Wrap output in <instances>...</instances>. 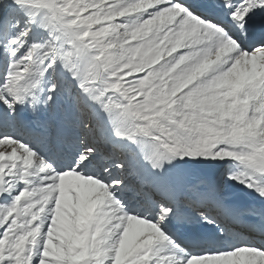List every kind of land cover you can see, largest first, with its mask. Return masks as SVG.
Segmentation results:
<instances>
[{
	"label": "snow or ice",
	"instance_id": "1",
	"mask_svg": "<svg viewBox=\"0 0 264 264\" xmlns=\"http://www.w3.org/2000/svg\"><path fill=\"white\" fill-rule=\"evenodd\" d=\"M0 264H264V0H0Z\"/></svg>",
	"mask_w": 264,
	"mask_h": 264
},
{
	"label": "bare ground",
	"instance_id": "2",
	"mask_svg": "<svg viewBox=\"0 0 264 264\" xmlns=\"http://www.w3.org/2000/svg\"><path fill=\"white\" fill-rule=\"evenodd\" d=\"M240 194L245 199H250L251 198V194H247V190L244 193L240 192ZM237 231L243 232L245 235L248 234L243 228H240V227L237 228Z\"/></svg>",
	"mask_w": 264,
	"mask_h": 264
},
{
	"label": "rangeland",
	"instance_id": "3",
	"mask_svg": "<svg viewBox=\"0 0 264 264\" xmlns=\"http://www.w3.org/2000/svg\"><path fill=\"white\" fill-rule=\"evenodd\" d=\"M215 163L219 164V166L222 167L224 162H215ZM240 192L244 193V192H246V189H241Z\"/></svg>",
	"mask_w": 264,
	"mask_h": 264
}]
</instances>
